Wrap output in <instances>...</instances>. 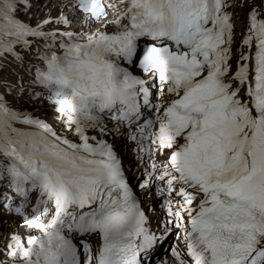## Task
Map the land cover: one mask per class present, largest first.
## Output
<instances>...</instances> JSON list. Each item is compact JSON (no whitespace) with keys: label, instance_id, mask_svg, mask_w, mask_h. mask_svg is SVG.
<instances>
[{"label":"snow or ice","instance_id":"snow-or-ice-1","mask_svg":"<svg viewBox=\"0 0 264 264\" xmlns=\"http://www.w3.org/2000/svg\"><path fill=\"white\" fill-rule=\"evenodd\" d=\"M121 4L0 0V264H264V0Z\"/></svg>","mask_w":264,"mask_h":264},{"label":"rangeland","instance_id":"rangeland-1","mask_svg":"<svg viewBox=\"0 0 264 264\" xmlns=\"http://www.w3.org/2000/svg\"><path fill=\"white\" fill-rule=\"evenodd\" d=\"M104 2L106 4H113V5L116 6L115 11L109 10L110 11L109 19H114L115 13L118 12L120 10V8L122 7L121 0H104ZM236 3L238 5L240 3V0H236ZM58 5L59 4H57V1H54L47 9L46 8L45 9H41L40 8L34 14H32V12H28L27 13V18L28 19L34 18L36 20L37 18H44L46 15L58 14V8H57ZM247 10H248L247 7H245V8L237 7L235 9V12H236V17H235V19H236V30H237V37H236V39L237 40L240 39L239 33H240V30L244 26L245 13L247 12ZM70 13H72V9H69L65 14L68 15ZM22 18H23V13H22ZM69 18H72L71 15L69 16ZM13 71H15L14 68L8 69V70L0 69V78H2L4 76H7L8 79H11L12 76L10 75V72H13ZM0 82H2V79H0ZM39 114L42 117H44L45 119H47L50 123H53L54 125H56L57 122L54 120L53 113L47 107L42 108ZM115 140H116L115 142L117 144H119V143H121L123 141V139H122V141H120L121 138H118V137H116ZM119 148H120V151H122L124 149V146H122V144H121V146H119ZM123 152L126 154L124 156V160H126L128 158L127 157L128 154H130V152L128 151V148H126ZM128 160H130V158H128ZM141 193L142 192H140V194ZM158 210L159 209L157 207L155 212H157ZM6 221L8 222L7 224H5ZM12 230H14V229L11 226V221L9 220V218L6 217V216H4L3 214H0V250L3 249L4 233L10 232ZM3 258H4L3 256H0V259H3Z\"/></svg>","mask_w":264,"mask_h":264},{"label":"bare ground","instance_id":"bare-ground-1","mask_svg":"<svg viewBox=\"0 0 264 264\" xmlns=\"http://www.w3.org/2000/svg\"><path fill=\"white\" fill-rule=\"evenodd\" d=\"M75 15H80L78 12L75 14ZM119 141V140H118ZM120 141H122V139L120 140ZM122 155H123V157L126 155L124 152H122ZM130 161H132L131 160V158H130V160H128V163H130ZM135 161V160H134ZM137 164L138 163V161H135L134 162V164ZM133 164V165H134ZM136 171H135V174L138 176L139 175V170L136 168L135 169ZM135 180V179H134ZM136 182V181H135ZM146 191H148L147 189L146 190H143V193H142V197H143V199H145V201H146V204L148 205V207L149 208H151L152 209V212H155L156 211V208H157V202H158V200L160 199V196H157V195H152V196H150V197H145L144 196V192H146ZM151 217V216H150ZM152 218V217H151ZM151 222H152V225L155 227L156 225H157V223L153 220V218L151 219Z\"/></svg>","mask_w":264,"mask_h":264}]
</instances>
